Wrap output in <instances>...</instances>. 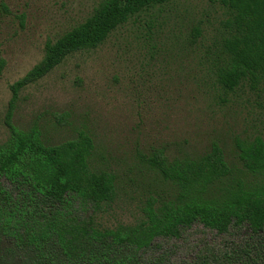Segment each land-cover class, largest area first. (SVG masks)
Instances as JSON below:
<instances>
[{"label": "rangeland", "instance_id": "obj_1", "mask_svg": "<svg viewBox=\"0 0 264 264\" xmlns=\"http://www.w3.org/2000/svg\"><path fill=\"white\" fill-rule=\"evenodd\" d=\"M102 0H0V143L11 86L45 54L47 42L83 23ZM229 12L209 0H180L152 9L114 32L104 45L69 56L44 79L19 93L13 124L36 126L47 145L92 137L93 170L113 173L119 199L95 215L106 227L135 224L149 194L162 193L149 160L198 159L218 143L241 167L236 139L264 137V96L250 89H214L209 59L218 53ZM194 29L201 38L192 43ZM2 65V66H1ZM250 230L219 235L195 225L180 239L159 241L164 264L193 262L205 251L243 246ZM14 246L0 247V264H25ZM23 259V258H22Z\"/></svg>", "mask_w": 264, "mask_h": 264}, {"label": "trees", "instance_id": "obj_2", "mask_svg": "<svg viewBox=\"0 0 264 264\" xmlns=\"http://www.w3.org/2000/svg\"><path fill=\"white\" fill-rule=\"evenodd\" d=\"M180 0H102L81 24L47 42L42 61L11 86L5 116L8 138L0 143V247L14 246L25 264H164L149 254L159 241L180 239L195 225L219 235L248 229L243 246L205 251L185 264H264V137L236 139L241 167L232 166L220 144L202 157L169 161L164 151L149 160L162 193L149 194L135 224L106 227L95 215L119 199L117 177L93 170L92 137L47 145L36 126L16 127L21 90L44 79L66 59L98 49L142 14ZM229 12L209 77L224 94L250 89L264 96V0H209ZM192 43L201 38L194 29ZM2 66V65H1ZM23 258V259H22Z\"/></svg>", "mask_w": 264, "mask_h": 264}]
</instances>
